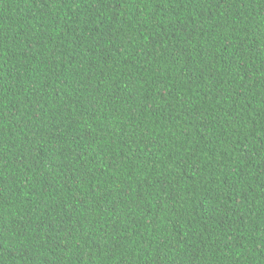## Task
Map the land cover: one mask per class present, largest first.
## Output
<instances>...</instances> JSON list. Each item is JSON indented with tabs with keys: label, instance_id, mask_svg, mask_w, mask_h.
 <instances>
[{
	"label": "trees",
	"instance_id": "16d2710c",
	"mask_svg": "<svg viewBox=\"0 0 264 264\" xmlns=\"http://www.w3.org/2000/svg\"><path fill=\"white\" fill-rule=\"evenodd\" d=\"M0 264H264V0H0Z\"/></svg>",
	"mask_w": 264,
	"mask_h": 264
}]
</instances>
